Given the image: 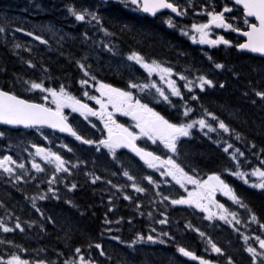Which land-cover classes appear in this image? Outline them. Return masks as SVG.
<instances>
[{"label":"trees","instance_id":"trees-1","mask_svg":"<svg viewBox=\"0 0 264 264\" xmlns=\"http://www.w3.org/2000/svg\"><path fill=\"white\" fill-rule=\"evenodd\" d=\"M20 1L24 0H3L2 5L6 8H3L4 11L0 9L4 12H0V27L5 29L4 32H0V87L32 101L39 100L36 92L29 91L24 84L26 80L44 79L46 82L51 81V87L59 88L63 84L65 87H71L69 90H74L75 83L79 82L82 75L76 61L82 60L86 55L82 53V55H78L77 52L80 49L68 47L69 45L55 44L52 46L53 53L47 54L41 51L24 50L25 46L22 41L26 36L23 35L31 32V20L34 17L31 13L25 12L28 11L26 5ZM7 2H11V4ZM107 7L104 18L113 27L112 32L116 33V40L113 39V43L118 41L124 48L141 52L146 59L161 60L168 65L170 62L167 57L172 55L175 59L183 61L186 66H192L193 61L195 66H198L197 59H194V56L199 52L198 46H191L186 38L178 36L175 31L167 30L164 15L149 18L138 12L131 13L116 1ZM16 8L21 9L22 15H13L14 12H17ZM2 18L3 20H1ZM25 24L30 27H24ZM125 24L128 27H124ZM23 27L26 30H18ZM82 31L87 35L90 34L82 30L80 25L77 34L81 37L84 36ZM31 37L33 38V36ZM228 37L233 38L234 36L228 35ZM32 40L34 41V38ZM91 42L96 45V41L93 39ZM17 44L20 45L19 48L16 47ZM117 44L115 45L117 46ZM119 55L120 53H117L116 56L119 57ZM97 57V60L103 65L100 70L90 71L95 73L99 79L106 80L108 65L104 62V55ZM208 57L212 58L208 60V64L211 62L221 63L224 65V69L231 74H228L223 88L219 87V83H217V89L209 90L211 92L208 93V96L207 87L202 92L195 94L198 99L192 102V107L197 109V112L203 113L199 110L210 111V107L219 106L228 116L240 123L237 122L242 129L244 135L242 140L250 150L249 153L253 156L258 154L259 158L264 160V151H262L264 149V102L259 103L254 99L256 102L252 105L250 94L254 95V93L249 91L252 86L253 89L263 88L264 91V59L238 53L234 47L214 48L208 52ZM87 59H91V57L88 55ZM28 61H31L33 66H29ZM83 61L85 60L83 59ZM114 66L117 69V66ZM114 77L116 78L117 75L109 77L107 81L115 85ZM118 80L121 81L119 82L121 88H124L123 80L119 78ZM0 131L5 133L3 137H0V155L4 154L7 149L12 154L16 153L23 140L31 142L36 139L32 136V132L11 131L1 127ZM219 146L204 134L196 133L193 138L182 141L177 162L186 171L195 168L199 173V178L204 179L212 172H221L228 167V153H225ZM74 153L77 154L75 160L70 157L67 159L76 163L82 161V163H77L79 168L74 170L73 174L59 176L57 183L51 185L58 190L59 199L48 193L49 184L47 183L35 185L29 178L20 182L15 179L9 181L3 179L0 172V219L10 229H13L12 232H8L4 242L26 248L29 254L31 252L36 257H43L50 252L49 256L55 264L58 260L65 258L73 260L77 247L81 249V253L85 257L91 258L98 264H107L106 261L109 260L117 264H133L125 260L124 254L121 253L122 247L127 245L129 249L128 243L137 232L147 236L156 223V216L161 219L167 217L166 226H174L177 232L187 228V225H191L189 228H191L192 236L183 238L185 241L183 240L181 245H184L185 242L191 243L200 240L199 236H195V234H199L194 231L197 228L221 247H224L227 242H232V239L225 233L205 228L206 224L203 220L195 218L197 214H189L185 208L170 204L171 199L181 194L180 188L175 184L170 181L168 183L157 181L159 185L157 187L135 175V171L140 165L129 155L117 152L118 159L130 174L136 179H142L140 185L145 188L143 194L150 196L156 194V198L139 197L138 194L141 193L136 192L123 176L121 164L113 160L107 151H97L95 146L76 144ZM87 173L100 176L101 180L92 183V178L90 175H86ZM42 178L45 180L47 177L43 176ZM108 180H111L112 184H108ZM72 183H76L77 187L69 191L65 185ZM113 185L122 187H113ZM121 193L131 199H124L125 195L119 196ZM40 195H45L46 198L41 200L39 199ZM34 196L37 197L36 208H39L40 212H37L36 208L32 206V197ZM157 196L169 199L159 201ZM242 198L250 210L256 214L259 221L264 224V193L244 188ZM67 201H72V203L69 204ZM137 203L140 205L139 209H137ZM149 212L152 213L151 217L148 215ZM199 216L201 217V215ZM48 217H51L52 220L49 221ZM106 220L111 223H106ZM17 222L20 223L23 231L15 228ZM176 231L162 230V232L171 233L174 237L177 234ZM159 233L161 230L156 229L155 234L159 235ZM116 236H119L121 240H115ZM173 239L182 241L181 237ZM121 241L124 242L121 243ZM107 242L111 245H107ZM96 244L101 245L104 255H100L101 249H97ZM90 245L91 247H89ZM173 249L170 248V251ZM231 249L236 252L238 250L234 246H231ZM132 250L135 255H140L141 251L137 248L133 247ZM155 250L158 248L146 247L144 249V251ZM194 250L198 254L202 253L199 248ZM169 254L173 255V253ZM161 256L157 251L147 252L141 256L140 262L134 264H142L146 262V259ZM166 260L168 259L166 258Z\"/></svg>","mask_w":264,"mask_h":264},{"label":"snow or ice","instance_id":"snow-or-ice-1","mask_svg":"<svg viewBox=\"0 0 264 264\" xmlns=\"http://www.w3.org/2000/svg\"><path fill=\"white\" fill-rule=\"evenodd\" d=\"M236 5H242L243 14L245 17H254L256 23H249L245 20L247 25V31L242 34L246 37V40L242 43L235 45L237 49L249 50L252 53H258L264 56V0H234ZM116 3L123 5L132 11H139L147 13L151 16H156L161 10L170 9L172 13L177 15H185V11L182 10L176 3L172 0H116ZM67 11L75 18L77 21L88 20L89 23L96 21L100 26V30L106 35H112L107 28L103 27L102 17L95 10H90L89 8H77L75 5H68ZM231 12V9L225 6L222 11H207L208 20L206 23H193L190 26V30H185L181 28V34L190 35V39L193 42H198L200 44H207L210 46L217 45H231V41L225 39L223 35L216 36L215 39L210 38V32L212 26L224 29H233L236 32H241L239 27L233 28V24L227 23L225 20L224 13ZM234 19V18H233ZM165 23L169 27H175L171 18L165 20ZM124 27H128L127 24ZM23 31V29H18ZM5 29L0 27V32H4ZM28 36H34L33 32H28ZM87 34L85 33V37ZM35 40L41 41L47 44L48 41L43 39L40 35L34 36ZM17 48L20 47L19 44L16 45ZM109 51H112L108 45H104ZM211 60V57H208ZM85 61L87 57L83 58ZM128 60L134 61L139 64L151 77L153 73L159 75L161 81L167 84L168 91L166 92L164 88L157 85L156 81L148 80L147 82L134 83L131 80L128 82V88L138 89L140 92L147 91L151 94V90L155 89V97L157 102L163 101L169 105H172L170 99L171 96L180 97L183 100V96L180 88L177 86L175 80L171 77L173 75L174 69L172 67L165 66L162 62L152 59L148 60L144 55L137 51H132L128 57ZM29 66H33L31 61H28ZM77 66L83 72L85 79L79 81L81 86H87L89 80L95 82L93 87L99 92V96H89V92L85 90L83 92L84 97H88L91 100H95L99 108H93L88 103H85L81 98L71 94L66 87L61 84L59 88L46 87L44 79L37 80H26L24 84L27 86L28 90H40L43 95V100L45 103H36L28 99H23L21 96L15 94L13 91L4 90L0 87V122L8 125H23L25 128L36 127L47 125L52 129H58L60 132L69 133L71 136L75 137L76 140L81 141L83 144L95 145L96 150L107 149V153L110 154L117 163L121 164L123 169V176L127 177L128 181L131 182V187L138 193L145 192V188L141 187L136 180V177L131 175L129 170L124 167L123 163L118 159L117 149L127 148L132 153L140 158L147 165L148 168L156 169L160 171V175L163 177H171L172 180L176 182L181 188L187 192V195H180L178 198L171 199L172 205H188L194 206L195 208L202 209L204 212L208 213L207 218L212 220L214 216L219 217L220 220H224L226 223L231 224L233 220H236V213L230 212L223 204H220L214 199L217 192L222 193L224 196L228 197L233 203L239 204L241 207L246 208L247 205L243 203L241 198L235 193L234 189L222 179V174L218 172H212L207 175L206 179L199 178V173L195 168H191L186 171L180 163L177 162L179 159V147L178 145L182 142L181 138H188L192 136V131L194 128H199L205 136H208L210 132H218L222 130L224 133H233L237 140L241 139V133L236 132L235 129L230 128L228 124L225 123L223 119H220L215 113L204 109L203 115L197 119H188L189 113L192 112L191 107L188 106L187 101H184L182 116L185 119L173 122L167 119L160 112L156 111L153 107H150L148 103H143L141 99L134 97L133 92L130 90H124L122 88L114 87L112 84L104 83L102 81H97L95 75L91 74L90 65H87L81 60L76 61ZM215 67L221 69L224 67L223 64L216 63ZM47 71V70H45ZM181 80H184V88L189 89L193 86L194 81L188 80V78L180 73H176ZM198 82V87L204 90L206 87H214V81L209 79L205 75H200L196 78ZM221 88L224 84L219 85ZM255 95L264 100V91H256ZM193 100L198 99L196 96H192ZM50 100L54 107L48 105ZM175 107V105H172ZM70 108L72 112L79 113L84 117L85 120H89L90 116L98 117L103 123V129L106 131V135L102 136L100 139H86L83 135L69 123V118L65 115L64 109ZM111 109V110H109ZM123 113L126 116H130L135 122V128L138 131H134L129 127H125L124 124L118 123L114 113ZM207 118H211L212 122H215L216 127H213V123L209 122ZM90 122V121H89ZM93 128L96 127L95 124L92 125ZM207 130V131H205ZM5 135L4 132L0 131V137ZM141 137H146L148 140L156 144L159 141L165 149L168 150L166 158L155 154L154 152L146 150V148L140 147L137 144V140ZM47 139V137H45ZM219 143V141H216ZM36 149V155L40 156L44 161L55 165V172H69L70 169L66 167L69 161H66L60 154L52 151L49 148H43L35 144L32 145ZM63 147L68 148L65 144ZM254 147V145H253ZM231 149V151H230ZM71 152L72 149L68 148ZM225 153H228L230 159L235 162V171L232 169L225 168L224 172L230 173L235 176L245 184L249 183V177L255 178L254 182L251 183V187L259 190H264V161H261L260 167L252 168L250 172L241 169L239 157L244 156L239 148H234L232 144H225L223 149ZM264 151V149H262ZM175 157V158H174ZM77 163H82V161H77ZM9 164H15L12 157L5 155L0 158V169H3L7 173H12L13 169L9 167ZM23 168L24 165H19ZM32 167L37 171H43L38 163L33 162ZM76 167V165H72ZM163 169V170H161ZM92 178V183H96L101 180L100 176L94 175L92 173H87ZM115 175V173H113ZM17 180L20 179L19 176L16 177ZM143 179L147 180L149 184L159 186L157 181L153 179L152 176H145ZM55 182V176L53 179L49 180L48 193H51L53 197L59 199L57 195V189L51 187ZM167 182V181H165ZM108 184H112L111 180L107 181ZM187 185H192V190L187 188ZM69 191L76 189V183L71 185H65ZM113 187H122L113 185ZM159 195V193H158ZM45 195H40L39 199H45ZM37 197H32V206L36 208ZM111 199V198H110ZM124 199L130 200L131 197L125 195ZM164 200L169 199L164 197ZM71 204L72 201H67ZM210 206H215L220 211L218 213H213L210 210ZM140 205L137 203V209ZM111 211V209H109ZM37 212H40L39 208H36ZM43 215V213H41ZM143 215V213H141ZM148 215L151 217L152 213L149 212ZM231 217V219H229ZM253 221L257 218L255 214L250 217ZM49 221L52 220L51 217L47 218ZM106 223H111L107 221ZM157 223L160 225H166L168 223L167 217L160 219ZM239 223V221H237ZM191 227V225H187ZM43 227V226H42ZM0 228L4 232L12 231L3 221H0ZM15 228L20 229L21 225L19 222L15 224ZM264 228V224L261 225ZM201 237L205 235L198 228L195 229ZM156 229L151 228L150 233L145 236L144 234L137 232L134 238L130 241L129 247L136 245L138 242L147 241L163 244L166 241L161 237H167L169 234L167 232H161L159 235H153ZM115 240L120 241L119 236L114 237ZM245 241L248 237H244ZM259 244L260 251L257 248L248 246L246 251L251 255V264H264V239L259 236L255 237ZM124 241H121L123 243ZM211 244V250L215 253H221L222 250L215 243ZM91 247V245L89 246ZM97 249H101L100 244H96ZM176 251L185 257H191L199 261V264H214L210 259H205L202 256H196L194 252L188 250L186 247L177 245ZM75 253L79 255V264H95V261L86 260L83 255H80L81 249L79 247L75 248ZM104 251L101 249L100 255H104ZM229 264H233L231 257L228 258ZM0 264H30L28 260L22 259L19 255H10L7 260L3 256H0ZM36 264H45V261H37ZM65 264H76V261H65Z\"/></svg>","mask_w":264,"mask_h":264},{"label":"rangeland","instance_id":"rangeland-1","mask_svg":"<svg viewBox=\"0 0 264 264\" xmlns=\"http://www.w3.org/2000/svg\"><path fill=\"white\" fill-rule=\"evenodd\" d=\"M54 1L56 0H24V1H20V3L26 5V9L28 11L25 12H29L33 15L34 19L31 20V32L34 33L35 35H40L43 37V39L47 40L48 43L44 44L41 41H37L35 40L34 36V41L32 40L33 38L31 36L28 35H23L26 36L25 38H23L22 43L24 44V50L27 51H41L42 53H53L54 48H52V46L56 45H61V46H65V45H69L68 47L71 48H76L78 47L80 49L79 52H77L78 55H80L81 53L86 55V57H91V59H87L86 61H83V59L81 60L82 62H84L87 65H90L91 68L90 70L93 69H97L100 70L101 69V65H103L101 62H99L97 60V56H103L104 55V62L108 65L107 67L109 68L108 70V75L106 77V80L103 79H99L95 73H91L92 75H95L97 78V81H102L104 83H108V84H112L110 82L107 81V79L109 80V77L117 75L116 79V84H112L114 87H118L121 88V85L119 84V82H121L119 79L123 80V86L124 90H130L133 92L134 97L141 99V101L143 103H148L150 107H153L156 111H158V107L160 109L163 110H167V112H170L171 114H173L175 116V118L173 120V122H177L179 120L185 119L182 116L183 113V103L185 101L184 97H186L187 100V104H190L192 101H190V99H192L193 96V91L195 93H199V91L201 90L198 87V82H196V78L200 75H205L207 76L209 79H212L214 81L215 86L211 87L213 90H216V85L217 83H219V85L221 83H224V81H227L228 79V74H231L229 72H227V70H225L223 68L221 69H217L216 67H212L208 64V57L207 59L203 56V55H199L202 53H198L196 56H194V59H197L198 63V67H196L195 62L193 61L192 66H186L184 65L183 61H181L180 59H175L174 57H172V55H168L169 57H167V60L170 62L169 65H165L167 67H172L174 69L173 75H172V79L176 81L177 86L180 88L182 96H183V100H181L180 97H175V96H171L170 99L172 101V105H175V107H173L172 105H169L163 101L157 102L156 97H155V89L151 90V94H149L147 91L145 92H140L138 89H130L128 88V82L131 80L134 83H141V82H147L148 80H154L156 81L157 85L164 88L165 91H168V86L166 83H164L163 81L160 80L159 75L156 73H153L151 77L148 76V73L136 62L134 61H130L127 59L128 55L132 52L131 50H129L128 48H124L122 47V45L118 42V41H114V43H118L117 46L113 43V39H115V32L113 31V27H111L107 20L104 18L105 16V1L106 0H58V3H54ZM1 3H3V0H0ZM8 4H11V2H7ZM13 6H15V4H12ZM68 5H75L77 8H89L90 10H95L97 11L100 16L102 17V24L104 28H107L108 31L110 33H112V35H106L103 31L100 30V26L96 23V21H92L93 23H95V25H93V27H91V31L93 32V38L95 39H100L98 40V42L96 43V46L88 39V37L86 36H79L77 34L78 32V24L82 23V24H89L88 20L86 19L85 21H77L75 20V18L67 11V6ZM121 5V4H119ZM123 6V5H121ZM3 8H6V6L0 5V9L3 10ZM225 8V5L222 3V0H189L187 2H185V15H187V20H183L180 21L181 22V27L177 28L175 27H169L166 24V28H169L170 31H175L178 35L180 34L181 36H183L184 38H187L189 40L190 43L193 44H199L203 47H207V44H200L198 42H193L190 39V35H183L181 34L180 29L184 28L186 31L190 30V26L193 23H206L208 20V16H207V11H222ZM128 9V8H127ZM0 10V12L2 13L3 11ZM20 8H16L17 12H14L13 15L14 16H20L22 15L20 13ZM25 10V9H22ZM130 10V9H128ZM132 11V10H131ZM4 13V12H3ZM231 14H233V16H237L238 12L235 10H231L230 12ZM225 15V13H224ZM27 17V16H25ZM29 19V17H27ZM225 19H227L225 17ZM3 20V18L1 19ZM172 21L174 23V19L172 18ZM238 22L235 21L234 25H237ZM72 26V27H70ZM24 27H30L29 25H26ZM21 28L24 30H26L25 28ZM238 27V26H237ZM232 29H221V30H212L210 32V38L215 39L216 36L218 35H223L225 37V39L229 40L228 36H227V32H231ZM22 35V34H21ZM29 37V38H28ZM31 38V39H30ZM104 38L105 40L101 39ZM100 42L102 43V45H100ZM232 44V43H231ZM104 45H108L109 48L112 49V51H109L108 48H105ZM96 48H95V47ZM209 47H211L210 45H208ZM230 46V45H229ZM227 46V47H229ZM226 46H223V48ZM114 52L120 53V56L117 57ZM81 54V55H82ZM148 60H152L151 58H148ZM161 62V61H160ZM163 63V62H162ZM113 64V65H112ZM116 65L117 69L114 68ZM99 67V68H98ZM132 69V70H131ZM125 72H128L125 74ZM176 73H180L184 76H186L188 78V80L194 81L193 86L195 85L194 89L193 86L191 88V91H189V89L184 88V80H181L180 77L178 75H176ZM45 76V75H44ZM81 79H85L84 74L82 72V75L80 77ZM79 80V81H80ZM45 86L46 87H51V81H44ZM95 82L89 80V84L87 86H81L79 82L75 83V87L74 90L75 92H78L81 96H78V98H81L83 96V92L85 90H87L89 92V96H99V92L96 90L95 87H93V84ZM220 87V86H219ZM71 87H66V89L69 91ZM58 89V88H57ZM33 92H36L38 99H40L41 101H43L45 103V101L43 100V95H45L44 93H42L40 90H32ZM250 93H254L250 94V98L251 101L250 103L253 105L255 104L256 101H254V99L258 100V102H264L260 97L255 95L256 91H263V88H254L253 86L250 87L249 89ZM71 94H73L74 91H69ZM74 95V94H73ZM208 96V94H207ZM253 98V99H252ZM83 99V98H81ZM84 100H91L88 97H86V99ZM93 103V106L95 108H99V105L96 104L95 100H91ZM49 104L54 107V105L51 104L50 100L48 101ZM157 107V108H156ZM211 108V107H210ZM111 110V109H109ZM68 111L69 113L73 114L72 110L70 108H65L64 112ZM202 111L204 113V110H199ZM211 112L215 113L216 116H218L220 119H223L225 121L226 124H228L230 126V128L235 129L236 132L241 133V136L243 135L242 129L240 128V123L238 124L236 122V120L234 118H231L230 116H228L224 110H222L219 106L214 105L211 109ZM203 113H189L188 119H197L198 117H200L201 115H203ZM177 115H179V117H177ZM114 116L116 118V120L118 121V123L123 124L122 119L124 121V119L126 118L125 122L126 125L125 127H129L134 131H138V129L135 128V122L132 120V118L130 116H126L123 113L117 112L114 113ZM166 117V116H165ZM94 120H96L97 123V133L99 131V135L100 136H104L106 135V131L103 129V123L100 121V119L98 117H94ZM168 119V118H167ZM209 120V122L211 121V118H207ZM213 123V127H216L215 122ZM242 125V124H241ZM197 130V132L199 133H203L199 130V128H194ZM207 131V130H205ZM213 134L215 137V141H219V143H221V146L224 148L225 144H232L234 148H239L242 152H244V156L243 157H239L240 160V165H241V169L244 171H248L250 172L252 168L255 167H260L261 165V161H264L262 159L259 158L258 154H256V156H253L251 153H247L242 147H240L239 145V141L235 138V135L233 133H224L222 130H219L218 132H210L208 135ZM99 138V137H98ZM143 138V137H141ZM44 141L42 140L43 144L45 146H51L54 145V148H60L64 145V142L60 139L54 138L53 136H49L47 137V139H45V137L43 138ZM43 144H41L43 146ZM147 144H151L152 146H154L155 148H158L160 153H162L164 155V157L166 158V151L167 149H165L163 147L162 144L159 143V141H157L156 144H153L152 141L147 139ZM44 147V146H43ZM104 151H107V149H102ZM231 151V149H230ZM258 153V151H257ZM6 154L9 153H5L4 155H1L0 158H2L3 156H5ZM21 158L25 157L24 160H20L18 158V160L15 161V164H9L8 166L11 167L13 169V172L11 174L6 175V177H9L11 175H16L18 174L17 171H19V174L23 173L25 174L28 170L26 168V162L28 161L31 166L33 164V162L38 163L40 165V167L43 169V163H45L46 166V171H53L55 172V166L54 164L52 165L51 163H48L47 161L44 160H38L37 156L34 152V149L32 147V144L29 146H26L23 148L22 153L20 154ZM227 163H228V169H232L233 171H235V162H233L230 159L229 154L227 155ZM23 164L24 167L20 168L19 165ZM73 165H76V167H72V169L68 172L70 174H73L74 170L79 168V165L74 163ZM33 168V167H32ZM69 168V167H68ZM34 171V175L36 177V173H43V171H37L35 168H33ZM163 170V169H161ZM3 169H0V172L3 174ZM142 173H143V177L145 176H152L153 179L155 181H159L161 182L166 180V178H169L170 180L171 177H163L160 175V171H157L156 169L153 168H145V169H141ZM45 173V172H44ZM55 173H64V172H55ZM1 174V175H2ZM54 174L52 173V176ZM137 176H139V174H137ZM230 182H236L238 184L239 187H243V184H245L243 182V180L232 176L230 173L227 172V175ZM19 177H21L19 175ZM34 179H37L35 178ZM127 179V177H125ZM13 179H16V177H13ZM128 180V179H127ZM137 183H141L142 179H136ZM255 178L253 177H249V183L245 184L249 187H251V183L254 182ZM173 182H175L174 180H172ZM129 182V185L131 186V182ZM168 183V182H167ZM176 183V182H175ZM178 185V184H177ZM141 186V185H140ZM179 186V185H178ZM192 185H187V188L189 190H192ZM179 188H181L179 186ZM181 190H183V194L186 196L187 192H185V190L183 188H181ZM125 195L124 193L119 194V196ZM117 196V195H116ZM159 199L161 201H163V199L161 198V196H159ZM214 199L216 201H218L220 204V200H218L217 197V193L215 194ZM232 202V201H231ZM232 206L234 207H238V204L235 203H231ZM243 208V207H242ZM210 210L213 213H218L220 210L217 209L215 206H210ZM232 210V209H231ZM232 212H234L232 210ZM238 211H236L237 213ZM204 215V218L207 220V216L208 213L206 212H202ZM161 218L158 216L156 217V223H155V228H157L158 230H162L163 229H168L166 225H160L159 223H157ZM229 219H231V217H229ZM212 220H218L223 222L225 225H227L228 223H226L224 220H220L218 215L214 216V218ZM236 220H233V222ZM0 231H3L2 228H0ZM169 234V233H168ZM162 239H166L167 241H173V236H171L170 234L167 237H161ZM251 240V239H250ZM246 242V241H245ZM252 242L254 243V246H256V244L258 245V242L256 241L255 237L252 236ZM107 245H111V243L107 242ZM116 245V244H115ZM145 245H154L155 247H164L166 245V242L161 244L159 243V241H157L156 243H152V242H147V241H141L138 242L136 245H132V247L137 248L138 250H140L142 247H144ZM123 250L121 251V253L124 254L125 256V260L130 262V263H138L141 260V256L144 255L145 253L149 252V253H154L155 251L160 252V254L162 255L159 258L156 257H152L150 259H146V262H143L142 264H183L184 263V258H186L185 256H183L182 254L178 253L176 251V248H174V252L177 254V257L175 254L170 255L169 253L162 251V250H155V251H142L140 252V255H135L133 254L128 248L127 245L122 247ZM9 251H16V249L13 250H9ZM3 253H6V251L4 250ZM10 256V255H9ZM8 256V257H9ZM166 258L168 260H166ZM175 260V261H174Z\"/></svg>","mask_w":264,"mask_h":264},{"label":"flooded vegetation","instance_id":"flooded-vegetation-1","mask_svg":"<svg viewBox=\"0 0 264 264\" xmlns=\"http://www.w3.org/2000/svg\"><path fill=\"white\" fill-rule=\"evenodd\" d=\"M110 3H113V1H110V0H106L105 1V7L106 5H109ZM231 8V6H229ZM231 10H233V8H231ZM225 17L227 18V21L228 23H231L233 24V27H239V28H244L245 27V20L246 18L244 17L242 11H239L238 10V15L237 16H232V14L230 12H226L225 13ZM234 18V19H233ZM237 21L238 24L237 25H234V22ZM248 22H250L248 20ZM73 119L76 120V122L82 127V129L85 131H95L96 129L92 127V125H89L88 122L84 119L83 116H81L79 113L75 114V116L73 115ZM71 120V119H70ZM57 137V136H56ZM62 139V137H60ZM44 148H50L49 146H44ZM42 159V158H41ZM3 254V252H1ZM12 254H15V255H19L22 259H25V260H28L30 262V264H36L37 261H45V264H53L52 261H51V258L50 256L47 254L45 256H39V257H33L32 255H29L23 251H20L19 253H14L12 252L11 254L6 252V255H2L4 258H5V261L7 260L8 256L9 255H12ZM247 255L245 256H241L240 258H238V262L237 261H234L233 264H251V255L250 253L246 252ZM201 256L204 257L205 259H210L214 262V264H229V261L228 259L224 262H221L219 260H213L210 258V252H202L201 253ZM184 263L183 264H199L198 261H193L191 259V257H186L184 258ZM65 261H68V259H64L62 261V263L60 264H65ZM175 261V260H174Z\"/></svg>","mask_w":264,"mask_h":264},{"label":"water","instance_id":"water-1","mask_svg":"<svg viewBox=\"0 0 264 264\" xmlns=\"http://www.w3.org/2000/svg\"><path fill=\"white\" fill-rule=\"evenodd\" d=\"M231 3H233L234 5H236L235 4V2H234V0H229ZM236 6H238V7H240V8H242V5H236ZM243 9V8H242ZM162 11H170L171 12V10L170 9H164V10H161L160 12H162ZM144 14H146V15H148V16H151V15H149V14H147V13H144ZM174 14H176V13H174ZM248 18H254V17H248ZM255 19V18H254ZM212 27H214V28H218V27H216V26H212ZM247 31V30H246ZM244 31H241V32H237V34H239L242 38H244L245 40H246V37H244L243 36V33ZM238 50H240V51H242V52H247V53H250V54H252V55H255V56H259V57H262V58H264V56H261L260 54H258V53H252V52H250L249 50H246V49H244V50H241V49H238ZM0 125H2V126H6V127H9V128H11V129H21V128H25L23 125H8V124H4V123H2V122H0ZM43 126H45V127H48L47 125H43ZM48 128H50V127H48ZM50 129H52V128H50ZM53 130H55V131H57V132H59V133H62V134H66V135H70L69 133H66V132H60L58 129H53ZM120 149H123V150H126V151H128L129 153H131V154H133L134 156H136V154L135 153H132L129 149H127V148H120ZM139 160H140V158L138 157V156H136ZM142 161V160H141ZM143 162V161H142Z\"/></svg>","mask_w":264,"mask_h":264}]
</instances>
